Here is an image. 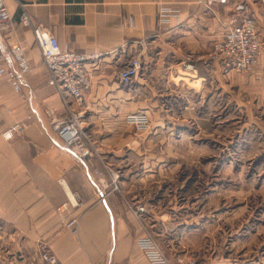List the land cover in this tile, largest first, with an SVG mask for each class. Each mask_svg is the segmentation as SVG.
Wrapping results in <instances>:
<instances>
[{
  "label": "crops",
  "instance_id": "crops-1",
  "mask_svg": "<svg viewBox=\"0 0 264 264\" xmlns=\"http://www.w3.org/2000/svg\"><path fill=\"white\" fill-rule=\"evenodd\" d=\"M199 1L5 0L12 18L0 42L5 67L17 73L10 47L20 44L31 69L19 81L21 94L0 76V245L11 240L14 256L24 257L14 264H43L41 248L50 250L59 264H98L108 252L111 215L120 207L115 197L103 201L97 196L99 182L93 168L102 159L128 160L118 155L116 143V135L126 127L124 118L134 113L137 104L142 112L152 109L151 117L155 110V117L162 116L160 103L190 102L198 86L202 91L208 86L227 93L228 77L210 55L214 43L226 33L229 8L217 0H204L214 3L210 10ZM243 1L264 38V9L259 0ZM161 7L179 11L169 26L159 25ZM25 15L30 19L28 26L23 23ZM35 27L51 32L64 50L78 54L110 53L125 44L130 46L129 53L107 54L88 64L91 89L84 93L82 105L68 99L71 105L66 106L64 95L51 84ZM134 56L140 58L143 69L125 87L119 74ZM188 74L191 79L186 78ZM258 74V82L264 83V56ZM170 84L180 93L170 95ZM68 108L82 113L98 147L88 159L70 151L52 128V117H64ZM15 124H21L24 133L5 139V131ZM66 203L69 208L58 211ZM76 218V230L66 227Z\"/></svg>",
  "mask_w": 264,
  "mask_h": 264
},
{
  "label": "rangeland",
  "instance_id": "rangeland-1",
  "mask_svg": "<svg viewBox=\"0 0 264 264\" xmlns=\"http://www.w3.org/2000/svg\"><path fill=\"white\" fill-rule=\"evenodd\" d=\"M199 4L213 10V2ZM227 7L226 32L237 13L248 17L262 43L261 55L245 70L226 72L214 58L223 35L210 56L228 77L227 93L198 86L190 102L160 103L164 111L158 117L156 110L151 117L152 109L142 112L134 105L123 133L116 135L118 155L128 160L102 159L93 168L97 196L103 201L115 197L120 207L111 215L108 252L98 264H264V83L258 82L264 38L247 3L235 0ZM178 91L168 86L170 95ZM140 115L148 121L143 129L133 120ZM80 124L89 154L83 158L68 149L88 159L98 147L83 118ZM15 125L23 132L21 124ZM78 224L71 219L66 227L76 230ZM9 243L0 245V264L24 261ZM44 253L59 264L41 248L43 264Z\"/></svg>",
  "mask_w": 264,
  "mask_h": 264
},
{
  "label": "built area",
  "instance_id": "built-area-1",
  "mask_svg": "<svg viewBox=\"0 0 264 264\" xmlns=\"http://www.w3.org/2000/svg\"><path fill=\"white\" fill-rule=\"evenodd\" d=\"M235 0H217L220 5H229ZM264 3V0H261ZM242 10V8L237 11ZM230 21V28L224 38L215 45V56L223 63L226 72L231 70H245L253 66L262 52V43L257 34L253 21L248 17H242L239 13ZM179 17V11L169 7H161L158 21L161 25L167 26L174 19ZM239 18V22H238ZM23 23L30 25L27 15L23 17ZM12 18L6 6L5 0H0V42L2 33L11 28ZM36 43L41 51L43 62L51 74V84L57 86L61 94L66 98L65 105H70V101L77 105H82L84 93L88 91L90 80L86 66L93 62H98L107 54L127 55L129 45L125 44L119 49L110 53L78 54L64 50L57 37L42 27L34 28ZM18 71L17 73L5 67V59L0 48V76H5L14 90L21 94L20 79L30 73V63L25 55L24 48L20 44H13L10 47ZM143 66L139 57L134 56L128 65L120 72L119 81L125 86H131L140 76ZM82 113L75 109L68 108L64 117H52V128L59 135L64 144L71 150L77 152L81 157L86 158L89 154L84 143V128L81 126ZM134 124H138L140 129L146 127L148 121L144 115L133 119ZM22 131L20 125L8 127L4 133L7 140L13 139ZM45 264H57L55 257L49 253L42 256Z\"/></svg>",
  "mask_w": 264,
  "mask_h": 264
}]
</instances>
